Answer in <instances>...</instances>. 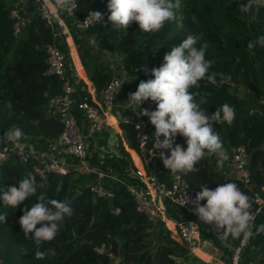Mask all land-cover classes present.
Here are the masks:
<instances>
[{"label": "trees", "instance_id": "trees-1", "mask_svg": "<svg viewBox=\"0 0 264 264\" xmlns=\"http://www.w3.org/2000/svg\"><path fill=\"white\" fill-rule=\"evenodd\" d=\"M16 2L21 4L22 0H0V137L15 125L25 134L36 137L44 147L46 140L56 138L62 129L59 118L46 111L48 98L61 93L58 77L45 73V46L52 40V31L44 19L31 13L23 16L20 30L15 33L9 11ZM245 2L182 0L175 20L166 21L158 32L144 33L136 22L129 24L125 32L113 28L112 22L107 19V0H77L78 16L99 11L102 19L88 29H72V34L81 33L100 51H107L118 58L115 65L93 63L90 68L81 57L87 77L97 91L122 69L134 77L132 83L135 90L139 81L151 78L148 70L159 66L168 50L179 44L185 35L198 34V44L207 45L205 56L212 61L210 71L216 73V83L201 81L190 91L195 93L197 102H204L202 106L209 115L216 107L229 103L234 107L235 118L230 125H214L227 153L222 167L216 166L215 157H209L199 161L195 171L178 174L197 191L202 183L214 189L219 183L234 181L250 199L253 190L264 186V108L262 112L251 110L243 98L253 96L262 101L264 107V47L248 49L246 43L264 35V7L254 5L248 12H241L239 5ZM59 38L65 53L66 73L76 88L73 97L89 98L84 82L71 75L73 68L68 49L63 36ZM227 76L234 86L219 83ZM154 108L155 102L152 110ZM132 120V116L128 120L120 118L119 126L127 149L133 155L131 149L139 151V147ZM110 135L113 136L111 141L108 140ZM5 142L6 139H0V144ZM86 142V161L94 168L89 173L69 168L64 175L48 172L40 178L31 168L39 162L37 157L21 163L12 156L0 164V183H3L4 191L9 186H18L19 179L28 174H32L38 185H42L30 197L31 200H26L15 210L0 205V214L5 215L4 223L0 222V264H208L173 239L168 225L150 221L136 211L126 185L138 182L131 176L133 164L120 136L106 127ZM176 143L186 146L180 135L175 137L173 146ZM239 144H243L249 154L248 186H244L227 169V161ZM103 145L110 147L112 152L108 155L97 153L98 147ZM52 153L54 157L61 155L55 151ZM154 160L158 169L172 174L164 168L160 159ZM147 169L151 171L152 166H147ZM96 182L111 196L94 197L89 185ZM40 192L49 199H67L73 209L72 215L63 219L57 236L40 246L41 250H55V255L42 260L36 259L33 254L36 246L31 241V232L26 238L18 224L21 209L26 211L36 203L35 198ZM201 202L203 204L204 200ZM250 202L253 211L255 204ZM115 208L118 209L116 213ZM168 212L171 218H176L174 212L169 209ZM259 219L264 222V210L253 224V235L243 257L245 260L253 259L256 264H264V235L256 232V227L261 225ZM200 240L208 242L207 246L202 245L203 251L210 252L212 247H217L219 257L225 261L229 259V250L220 245L211 233L202 230ZM103 243L106 245L104 252L96 253L93 247Z\"/></svg>", "mask_w": 264, "mask_h": 264}, {"label": "clouds", "instance_id": "clouds-1", "mask_svg": "<svg viewBox=\"0 0 264 264\" xmlns=\"http://www.w3.org/2000/svg\"><path fill=\"white\" fill-rule=\"evenodd\" d=\"M182 0H107L109 15L113 28L123 30L132 22H136L144 33L158 32L166 21L176 19L177 10L181 8ZM254 5L264 7V0H246L239 5L241 12H248ZM91 21L97 23L102 19L99 11H90ZM198 34H187L177 45L168 50L162 58V63L148 71L151 78L141 80L135 91L128 94L127 101L135 106L132 111L138 117L146 116L154 126L152 136L154 149L163 148L159 158L165 169L172 173H189L196 170V164L209 157L216 158V166L222 167L227 159L219 133L214 125L219 123L231 124L235 118V110L229 103H223L209 115L202 106L203 101L197 102L195 93L190 91L198 87L201 81L216 83V73L210 71L212 61L206 59V44H198ZM264 47V35L255 40H248L246 47L254 49ZM118 81V89L121 83ZM145 101L155 102V108L148 110L141 107ZM137 109L139 111L137 112ZM138 127L139 125L136 124ZM24 135L19 126H12L3 132L0 139L15 144ZM184 138L182 146L174 145L175 137ZM148 137L146 138V140ZM145 140V141H146ZM152 143V144H153ZM38 185L35 177L28 174L18 181V186H9L4 191L0 183V201L15 210L26 200H31L37 193ZM194 197L193 209L199 221L211 224L221 238L245 237L253 235L254 216L252 204L247 193L243 192L234 181L219 183L214 189L207 188L204 183ZM36 203L18 218V224L27 238L31 232L36 250V259L55 255L54 249L41 250L40 246L52 241L58 234L61 223L66 216H71L73 209L67 199H49L43 192L36 196ZM186 205L187 198L181 199ZM204 200L203 204L199 202ZM5 215L0 214V222L4 223ZM39 225V227H37ZM264 229V224L256 227V232Z\"/></svg>", "mask_w": 264, "mask_h": 264}, {"label": "built area", "instance_id": "built-area-1", "mask_svg": "<svg viewBox=\"0 0 264 264\" xmlns=\"http://www.w3.org/2000/svg\"><path fill=\"white\" fill-rule=\"evenodd\" d=\"M34 5L33 13L39 15L51 27L52 40L45 46L46 53V74H54L61 81V93L52 95L46 102V111L49 114L56 115L62 122V129L54 139H47L45 146L41 150L37 148L38 139L24 133L20 141L13 144L9 141L0 144V164L9 157L15 156L21 163H26L33 157H37L38 163L31 166L32 171L40 178H44L48 172L64 175L69 168L76 169L80 172H86L90 169L87 161V142L86 139L93 137L97 132L106 127H110L107 113L120 111L131 114L124 117V120L132 116V128L138 143L139 151H133L136 156L134 159L132 153L129 155L133 164L131 176L137 179V184H127L126 188L130 194L137 212L142 213L150 221H161L166 226V220H171L170 236L178 240L183 246L188 248L199 246L200 232L205 230L213 235L216 241L229 250V264H256L252 260H245L243 257L244 250L249 244L250 237L241 234L239 237H229L234 243H229L227 239L218 236L211 224H204L199 221L193 209L196 206L194 197L195 188L190 187L187 182L178 174L170 175L169 184L166 185L160 181L155 173L147 169L149 159H160L161 151L167 154L168 150L163 148L154 149V155L151 156L152 148L155 147L152 136L154 127L148 122L146 116L138 117L132 111L135 106L127 101L128 94L132 91L134 77L129 75L124 69L117 75L112 76L105 85L97 91L96 97H82L75 99L73 95L76 88L66 73L64 60L65 53L61 48L59 36H63L60 24L69 33L74 30H85L95 25L91 21L90 15L80 17L76 13L77 0H28ZM22 7L16 2L9 11V16L13 19V30L18 33L23 22L21 13ZM143 71V69L141 70ZM140 71V72H141ZM123 81L118 89V81ZM219 83L234 86L229 76L220 80ZM247 92V91H246ZM260 103L263 102L259 101ZM153 101H145L141 107L152 110ZM139 109H137V112ZM138 124L139 127L136 125ZM148 139L146 140V138ZM146 140V141H145ZM153 143V144H152ZM55 150L60 156L49 157L47 152ZM107 154V151H103ZM96 156V152H94ZM248 151L243 144H239L233 150L231 157L227 161V169L235 174L244 186L250 184L248 171ZM91 171V169H90ZM89 190L93 196H111V193L101 187L96 182L89 185ZM155 195L162 211L164 219L161 218L156 208L152 195ZM187 198L189 203L186 205L181 199ZM250 200L255 204L253 211L254 220L264 209V186L259 190H253ZM202 204V202H199ZM175 213L176 218H171L170 213ZM117 208L114 209L116 213ZM167 227V226H166ZM173 233V235H171ZM264 235V230L261 232ZM106 245L100 244L94 246L96 253H102ZM192 252V251H191ZM110 255V253H108Z\"/></svg>", "mask_w": 264, "mask_h": 264}, {"label": "crops", "instance_id": "crops-1", "mask_svg": "<svg viewBox=\"0 0 264 264\" xmlns=\"http://www.w3.org/2000/svg\"><path fill=\"white\" fill-rule=\"evenodd\" d=\"M20 5L22 7L21 13H22L23 16H26L28 14L33 13L34 5H31V3L28 0H22V3ZM60 27L62 28L63 40L65 42V45H66L67 49H68V55H69L71 63H72V68L73 69H72L71 75L73 77H75V79L78 78V79H80V80H82L84 82L85 90L88 92L89 97L94 99L96 97L97 90H96L95 86L93 85V83L87 77L86 70H85V68L83 66L82 59L80 58V56H79V54H78V52H77V50L75 48V45H74V36L72 34V30L68 33L66 31V29L63 27V25L61 26V24H60ZM79 60H80V63L78 62ZM108 114L112 115V117H114V120L116 121V123L114 124V127H112V126L109 127L110 130H111V133H113V134L117 133L120 136V138L122 139V144H123L125 150L129 153V151L127 149V143H126L125 139L123 138V131L121 130V128L119 126L120 118L124 119L125 116H128V113H125V115H123V113H121L120 111H116L114 113L110 112ZM108 114H107V116H108ZM110 136H112V135H110ZM37 148L41 150L42 147H41L40 142L37 144ZM98 149L99 150H97V153H101V154L104 153L103 152L104 149L107 151L106 155H108L109 153L112 152V149L110 147H108V146H105V145L98 147ZM53 151H55V150H50V151L47 152L49 157H54L53 153H52ZM133 155H135V154H133ZM134 159L137 160L136 156H134ZM147 166H152L151 171L153 173L154 172L156 173L155 175L157 176V178L160 181H162L166 185L169 184L170 174L164 172L163 169H161V168L158 169L154 159H149L147 161ZM89 167H90V165H89ZM90 169L92 170L94 168L90 167ZM90 169L89 170L87 169L86 173H89ZM97 173H98L99 176L102 175L101 172H97ZM169 221L172 222L171 220H169ZM259 221L261 222V219H259ZM261 224H264V222H261ZM263 230L264 229H262L260 232H262ZM227 241L229 243H234V240L229 238V237L227 238ZM199 244L201 245V247L200 246L198 247L200 249V252L197 251L196 252V256L199 257L201 260L204 261V259H206V257H212V258L216 259L220 264H229L230 263L229 259H227L225 261L224 259L219 257L220 256V252L217 249V247H215V248L212 247L213 251L205 252V251L202 250V245L207 246L208 242L199 240ZM249 260L253 261V259H248V261Z\"/></svg>", "mask_w": 264, "mask_h": 264}, {"label": "rangeland", "instance_id": "rangeland-1", "mask_svg": "<svg viewBox=\"0 0 264 264\" xmlns=\"http://www.w3.org/2000/svg\"><path fill=\"white\" fill-rule=\"evenodd\" d=\"M74 45H75V48H76L80 58L83 57V60L86 62L87 66L90 68H91V65L93 63L100 64L102 62H105V63L107 62L110 65H115L118 63L117 56H114L113 54H111L107 51H105V52L100 51L98 49V47L95 46L94 42H91L89 40L86 41L82 37L81 33H79V32H76V34L74 35ZM78 62L80 63V60ZM76 79L78 80V78H76ZM112 138H113V136H110L108 138V140L111 141ZM199 246L201 247L200 244H199ZM199 246H197V247H199ZM211 251H213L212 248H211Z\"/></svg>", "mask_w": 264, "mask_h": 264}, {"label": "bare ground", "instance_id": "bare-ground-1", "mask_svg": "<svg viewBox=\"0 0 264 264\" xmlns=\"http://www.w3.org/2000/svg\"><path fill=\"white\" fill-rule=\"evenodd\" d=\"M43 1H46V0H43ZM61 26H62V24H61ZM107 118H108V122L111 124V126L114 127V124L116 123V121L114 120V117H112V115L108 114ZM152 199L154 201L156 208L158 209V211L160 213L161 218L164 219V212L162 211L160 204H159V202H158V200L154 194L152 195ZM165 222H166V225H168V227L171 228V222L168 220H166ZM188 247H190L192 253L195 255H196L197 251L200 252V249L198 247H193V246H188ZM204 261L209 263V264H220L216 259H214L212 257H206V259H204Z\"/></svg>", "mask_w": 264, "mask_h": 264}, {"label": "water", "instance_id": "water-1", "mask_svg": "<svg viewBox=\"0 0 264 264\" xmlns=\"http://www.w3.org/2000/svg\"><path fill=\"white\" fill-rule=\"evenodd\" d=\"M243 100L249 105L251 110H257L258 112L263 111V105L258 100H256L253 96L244 97Z\"/></svg>", "mask_w": 264, "mask_h": 264}]
</instances>
